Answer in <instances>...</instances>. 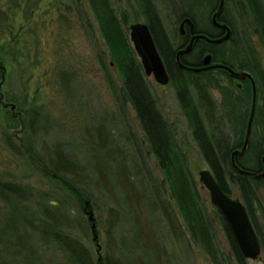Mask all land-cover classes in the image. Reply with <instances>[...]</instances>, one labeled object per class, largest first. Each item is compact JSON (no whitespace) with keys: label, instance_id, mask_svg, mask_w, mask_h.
<instances>
[{"label":"rangeland","instance_id":"rangeland-1","mask_svg":"<svg viewBox=\"0 0 264 264\" xmlns=\"http://www.w3.org/2000/svg\"><path fill=\"white\" fill-rule=\"evenodd\" d=\"M109 1L119 19L127 16L123 29L133 49L129 26L145 22L139 1ZM154 1L170 35L178 31L174 7L192 10L191 1ZM193 8L199 26L208 27L209 8L203 7V18V10ZM242 22L232 23L238 58L257 60L263 40ZM146 80L194 179L222 262L237 264L198 179L209 168L174 85ZM119 87L88 0H0V264H77L55 231L78 241L91 264L98 258L109 264H216L187 231L134 110L117 103L113 90ZM210 93L218 104L220 93ZM60 155L68 169L53 174ZM258 196L264 204V189ZM232 197L238 198L236 188ZM255 215L264 239V210ZM247 264H264V252Z\"/></svg>","mask_w":264,"mask_h":264},{"label":"trees","instance_id":"trees-1","mask_svg":"<svg viewBox=\"0 0 264 264\" xmlns=\"http://www.w3.org/2000/svg\"><path fill=\"white\" fill-rule=\"evenodd\" d=\"M139 1L141 10L146 11L143 12L144 21L149 25L157 51L167 73H169V83L174 85L179 105L188 120L201 156L216 183L227 195L232 197L234 189H237L238 198L248 211L260 240L261 250L264 252L263 232L255 215L258 210H264V204L258 196V190L264 189V178L241 174L232 165L230 156L233 150H241L243 146L251 114V81L232 79L228 71L220 68H207L193 72L180 67L176 62L174 45L166 41L168 32L156 5L150 3L148 10L144 8V0ZM183 1H191V6L188 3L187 8H192V10L190 9L185 14L195 19L196 14L193 12V7L199 4L200 0ZM88 2L96 23H98L100 34L107 44L109 55L118 69L120 87L113 90L117 103L120 106L129 105L134 110L150 154L163 173L165 180L163 184L167 185L194 243L210 256L213 263L223 264V256L213 242L211 222L208 220L199 193L195 189L194 179L186 167L184 158L175 147L170 127L159 110L155 95L152 94L143 73L142 64L136 59L124 32L123 25L128 23L127 16L124 15L123 19H119L109 0H88ZM258 10L259 15L262 14L260 7ZM260 23H264L262 18H260ZM205 31L210 38L215 33L211 29ZM225 46L226 48H224ZM236 48L233 41L215 44H210L206 40L197 41L192 50L195 57L189 61L190 64L185 57L180 62L186 66L198 67L201 57L209 53L212 56L211 61L215 64L228 65L233 71H245L254 75L257 69L253 67L254 64L257 65V60L249 57L250 55L247 58L239 59ZM258 79L259 82L255 84L256 104L251 119L247 148L241 157L234 159L239 168L251 172H260L264 167L261 163V158L264 155V80L260 77ZM212 89L220 93L218 104L215 103L210 93ZM261 101L262 104L258 106ZM248 156L251 157L247 159ZM55 164L54 170H51L54 172L53 174L57 171L67 170L69 166L67 160L61 158V155L58 156ZM66 183L78 201H82L84 195L78 192L76 185L68 181ZM153 195L159 199L158 191H155ZM213 210L225 233L226 241H228L232 252V259L237 264H247V260L238 250L236 241H234L225 220L217 210L214 208ZM34 227L38 229V232L41 231L38 227ZM40 233L43 235L42 231ZM53 237L56 238L62 249H65L70 260L77 264H91L89 252L78 241L69 238L66 233L61 231H55ZM95 263L109 264L99 258Z\"/></svg>","mask_w":264,"mask_h":264},{"label":"water","instance_id":"water-1","mask_svg":"<svg viewBox=\"0 0 264 264\" xmlns=\"http://www.w3.org/2000/svg\"><path fill=\"white\" fill-rule=\"evenodd\" d=\"M223 0H220L218 9L214 12L212 18L213 22L216 23L215 16L220 13L222 10ZM186 23L189 27V30L193 31V23L190 19L185 18L180 26L182 28L183 24ZM220 26V25H219ZM220 27L226 28V33L224 36L220 38L210 39L206 35H193L191 38V41L182 49L177 51L176 54V62H178V65L182 68H185L189 71H200V70H206V68H222L225 71H229V73L232 75V77L236 80L240 79H249L251 80V91H252V98H251V114L250 118L248 120V126L245 132V138L243 141V146L241 147V150H233L231 152V163L235 168L242 174H246L249 176H254L257 178H264V167L262 171L260 172H251L244 169L239 168L235 164V157H241V155L245 152L247 148V142L249 140L250 136V128H251V119L254 114L253 110L255 107V97H256V91H255V83L252 79L250 73H246L244 71H233L228 65L223 64H211V55L206 54L203 58V67H190L183 65L179 61V56L189 52L191 49L192 43L195 38H202L203 40H206L209 43H220L222 41H225L226 38L230 34V28H228L227 25H221ZM129 40L131 43H133V49L134 52L137 54L139 58L140 64H142L143 73L146 76H152L154 77L155 81L158 84L164 85L167 84L169 81V73H167L164 63H162L160 54L157 51L155 42L153 41V37L151 32H149L148 26L144 23H135L132 24L129 28ZM13 108V107H12ZM261 163L264 165V155L261 158ZM198 179L201 181L205 189L209 192V199L214 207L215 210L219 212L223 220H225L229 230L232 233L234 241H236L238 250L240 251L242 257L250 260H256L257 257L261 255V247H260V240L258 239V235L256 232V229H254L251 219L249 217L247 209H245L244 205H242L240 199L230 197L227 195L222 188L218 186V184L215 181V178H213L211 172L207 169L200 170L198 173ZM89 219L93 220V215L88 214ZM92 230L95 229V226L92 224Z\"/></svg>","mask_w":264,"mask_h":264},{"label":"flooded vegetation","instance_id":"flooded-vegetation-1","mask_svg":"<svg viewBox=\"0 0 264 264\" xmlns=\"http://www.w3.org/2000/svg\"><path fill=\"white\" fill-rule=\"evenodd\" d=\"M175 1H177V0H175ZM213 1H215V2L213 4V6L211 7V4ZM241 1L240 0H230V1L229 0H223V5H222L223 8L220 11V13L215 16L216 23H217V24H215L213 22L212 16H213L214 12L218 9V5H219L220 0H200V3L196 4L194 7H196L199 11H201V9L203 10V12L201 11L199 13L202 16V18H203L205 6H207L209 8V10L207 12V16H206L207 21L204 20L205 22H207V26L209 28L204 27L206 25V23L201 28V26H199L200 24L195 19H192L190 16L186 15L185 12H188L189 10L185 9V7L182 4L180 6L178 5L177 7H174V8H177V15H176L175 20H176V23L178 24V26H177L178 31L174 32L172 35H170L169 32L166 30L168 32V36L166 38V41H168L172 45H174L173 48L175 49V51H174L175 52V58H176L177 51L182 50L191 41V38L193 37V35H199L200 34V35H206L208 37L207 32L205 31L206 29H208V30L211 29L213 32H215L212 38L208 37L210 39L220 38V37L224 36L226 33V28L220 27L221 25H227L228 28H230V34L226 38L225 41H222L220 43H226V42L228 43L230 41H233L237 47V44H236L237 35L235 32V28H233V25H232V23L234 21H237V19H240V21H243L242 23L246 25L247 30H249L251 28L253 30L252 33L256 37H260L263 40L264 23L263 24L260 23V18H262L263 22H264V0H241ZM239 2H240V4H239ZM150 3L152 5H155L154 0H144V3H143L144 8L145 9L147 8L149 10ZM227 4H229L230 6H228ZM242 4H243V6H242ZM139 5H140V1H139ZM259 7L262 9V14H260V15H259V10H258ZM66 9H68V7H66ZM178 9H182V10H180V12H178ZM193 10H194V8H193ZM143 12H146V11L143 9ZM178 14H179V16H178ZM185 18H188L192 21V23H193V31L192 32L189 30V27L186 23L183 24L182 28H180V26H181V24ZM246 19H247V21H246ZM143 20H144V16H143ZM245 21H246V23H245ZM135 23H138V22H135ZM135 23H132V24H135ZM144 24H146L148 26V29H149V25H148V23H146V21L144 22ZM248 25L250 26V28L248 27ZM130 26H129V28H130ZM149 32H150V30H149ZM197 41H204V40L202 38H195L189 52L180 55L179 61L184 57L186 58V60L188 62L190 61V60H188V58H191L192 60L194 59L195 56L192 54L193 53L192 50L194 49V45L197 43ZM263 43H264V40H263ZM210 44H213V43H210ZM257 50L260 51V53H261L258 55L256 52V54L259 57L258 59L260 60V62H258L256 66L254 64L253 68L257 69L258 72L255 69H253V70H255L254 75L251 74L250 72H248V73H250L255 84H257L259 82V79H258L259 77L264 80V61H263L264 59L262 58V56L264 57V52H262L260 50V48H258ZM207 54H209V53H207ZM205 55H203L200 59L201 62H200V65L198 66L199 68L203 67V64H202L203 61L202 60L205 57ZM211 59H212V56H211ZM188 64H190V62ZM211 64L216 65L219 63L215 64V63H213V61H211ZM216 68H219V67H216ZM216 68H208V69H216ZM220 69H222V68H220ZM200 71H202V70H200ZM238 71H235V72H238ZM231 77H232V75H231ZM232 79H234V78L232 77ZM245 79H247V78H245ZM242 80H244V79H242ZM247 80L251 81L249 79H247Z\"/></svg>","mask_w":264,"mask_h":264}]
</instances>
